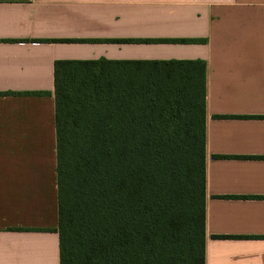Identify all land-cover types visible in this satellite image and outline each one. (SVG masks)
<instances>
[{"label":"crops","instance_id":"1","mask_svg":"<svg viewBox=\"0 0 264 264\" xmlns=\"http://www.w3.org/2000/svg\"><path fill=\"white\" fill-rule=\"evenodd\" d=\"M100 59L206 63L205 264H264V0H0V264L61 263L54 66Z\"/></svg>","mask_w":264,"mask_h":264},{"label":"trees","instance_id":"2","mask_svg":"<svg viewBox=\"0 0 264 264\" xmlns=\"http://www.w3.org/2000/svg\"><path fill=\"white\" fill-rule=\"evenodd\" d=\"M206 83L200 60L55 63L60 264H205Z\"/></svg>","mask_w":264,"mask_h":264}]
</instances>
